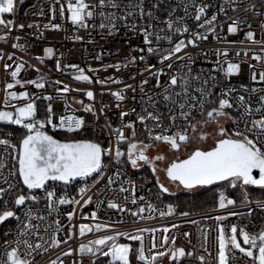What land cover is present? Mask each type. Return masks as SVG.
Instances as JSON below:
<instances>
[{
    "label": "snow or ice",
    "instance_id": "1",
    "mask_svg": "<svg viewBox=\"0 0 264 264\" xmlns=\"http://www.w3.org/2000/svg\"><path fill=\"white\" fill-rule=\"evenodd\" d=\"M59 3V0H56ZM23 3V0H20ZM65 7L70 14L69 19L74 26L88 29L95 28L96 24L89 25L88 21L99 17V29L112 36L117 33L120 27L127 31L137 33L142 37L144 47L134 48L133 52L139 55L126 57L123 62L108 64L106 68H114L117 71L121 67L127 68L135 64L137 60L144 62V53L155 56L161 67L147 65L144 71L154 78L152 94H146L144 85L148 79L140 82L139 91L141 103L146 106L140 113H136L135 120L124 121V117L135 112V108L121 111L119 116L122 121L121 127H112L107 123L105 128L110 129L107 143L96 139H77L86 131V122L83 116L59 115L56 117L58 123L54 122L52 95L37 96L30 95L27 91H13L17 85L24 87L25 84L34 85L37 89L45 88L49 81L43 75L37 79L22 81L18 79L24 63H17L15 70L10 73L12 82H8L4 88L3 107L0 108V122L17 125L26 130L18 143L9 138L11 134L0 136V225L10 220L15 221V227L9 228L3 234V241L0 243V264H36V256L48 253L50 250L59 249L61 245H67L69 241L77 236L85 237L89 233H105L95 239L81 243L78 249L69 248L62 253L68 257L73 252H78L79 260L72 264H157V262L168 257L170 264H180L182 258L192 257L199 264H231L237 260L236 253H240L247 264H264V221L256 231L246 230L248 225L238 229L237 224H232L226 236L225 226L222 221L228 216L251 217L253 212L259 210L264 212V201L252 200L249 196V188L254 187L264 191V86L248 88L241 84L243 92L250 93L247 97L244 94L233 95L237 89L232 86L220 87L221 78L214 73H220L223 80L230 81L231 77L241 74V63H247L249 51L252 48H242L235 52L240 56L243 52L246 58L240 62H232L227 59L229 49L215 47L212 49L216 57L214 65L208 69H200L194 72L193 58L185 52L189 46L198 47L199 42L207 41L209 35L220 43L243 44L244 41H228L226 37L217 33L219 27L223 31V24L218 23V17L223 14L230 23L227 26V33L236 35L247 27L244 32V39L251 45H259V53L253 51L252 60L262 65L257 71L255 64H249L251 81L264 85V0H223L218 11L208 16V11L213 7L211 3H195V0H175V3L166 0H66L60 4L59 12L64 17ZM182 8L183 15L178 14ZM194 9V13L189 9ZM231 11L234 15H228ZM17 13V0H0V28L6 30L0 35V40H5L6 35L13 28L23 29V23H16L14 17ZM52 19L56 18L55 7L52 8ZM161 13H166L162 17ZM5 14L13 18L5 19ZM43 14V13H41ZM191 17L197 22L196 30H190L185 22ZM253 23H257L261 30V39L256 38V32L252 29ZM29 28L33 24L27 25ZM38 27V26H37ZM45 29L60 30L61 25L48 23ZM202 30V31H201ZM177 37H180L177 39ZM19 40V37H16ZM74 40H81L82 37L74 36ZM14 48L23 50V45L13 44ZM183 53V55H180ZM201 54L207 58V52ZM55 56L52 47L44 49L43 56H36L40 64L44 58L51 59ZM63 56V53H61ZM221 57L224 59L221 60ZM0 54V60H3ZM13 56L8 55V60ZM96 59H100L97 55ZM176 61H183L174 69ZM226 65V67H225ZM12 65L5 63L7 71ZM57 71L61 70L60 60L55 61ZM76 71L74 79L88 84L93 83L92 78L85 74V70L76 64L65 65ZM155 69V71H152ZM165 69L168 71L165 72ZM40 71L39 68L36 69ZM96 71V69H89ZM141 76L143 72L138 73ZM161 77H166L163 81ZM135 79V76L131 77ZM54 85H61L62 81L51 82ZM95 83L100 85L122 84L123 81L117 78L108 77L105 80L97 79ZM136 92V86L124 84V87L110 94L117 102L124 101L126 91ZM80 91L63 84L62 87H55L58 94L57 99L65 101V109H70L66 94ZM259 93L258 98L253 101L252 95ZM89 101L95 99L91 90L84 92ZM43 99L47 101L44 115L38 117L36 101ZM136 99L135 95L132 97ZM12 101L23 102L12 103ZM72 103L81 105L85 113H91L94 120L98 122L99 116L92 103L84 104L83 100H72ZM213 105L212 107H208ZM103 106L100 111H104ZM119 108L120 104L117 103ZM151 109V110H149ZM75 111V109H73ZM236 113V115H233ZM201 119L197 120L196 117ZM231 121L232 127L226 128L222 123ZM143 128L145 139H138L136 124ZM215 124V139L213 145L204 149L196 147L191 151L187 145L192 137L189 132H197V125L200 126L197 139L206 141L209 133L202 129L208 124ZM151 125V126H149ZM60 130L65 140L54 138L49 135L47 129ZM105 128L100 129L103 134ZM96 131V129H92ZM128 130V135L125 134ZM114 137V139H112ZM153 142L163 143L177 155L166 168L162 169L170 184L177 188L192 191L198 188L214 186L218 189L216 196V207L220 210H228L226 215L208 217L216 221L218 232V251L213 256L206 247L207 232H203L204 244L201 245L204 254H196L194 251H186L184 247H176V240H171L167 233L168 227H164L159 245L155 236H150L146 246L145 233H156V228H136L134 230H120L117 225L123 224L124 220L101 221L97 212L104 205L108 210H115L120 214L128 213L134 218L133 223L138 220L152 219L153 213L159 211L160 217L174 216L177 208L168 203L166 210H160L147 201L145 196L135 195L136 183L128 177L129 169H139L141 165H149L158 188L157 200H161L165 194L176 195L168 186L160 181L156 175L157 161H163L166 157L157 154L153 157L147 155L148 150L153 147ZM125 145L126 147H122ZM182 146L185 148L183 157L179 155ZM113 170L108 174V169ZM83 182L75 195H69L67 189L74 182ZM89 181H91L89 183ZM101 181H104L101 184ZM100 185V187H96ZM116 187H113V186ZM127 185V186H125ZM62 189L57 194V187ZM93 188L96 191L89 195ZM228 190L241 193L240 204L248 211H236L237 198L228 195ZM106 191L114 194H124L123 202H118L115 197L106 196ZM151 191V190H149ZM105 196L104 199L95 201L96 211L88 216L81 215V220L91 219L92 223H73L76 217L77 207L81 210L93 203V196ZM78 197V198H77ZM41 201L43 206L41 207ZM137 205L135 210L127 207L128 203ZM255 204V208L251 207ZM65 205L73 206L66 213L68 224L61 223L59 218L60 208ZM35 206V207H34ZM215 210V209H214ZM149 215L146 217L144 213ZM55 215V219L53 216ZM181 217H188V211H180ZM198 224L196 220L189 221ZM172 228H179L173 223ZM67 228V231H65ZM203 231V230H201ZM185 238L190 237L189 232H184ZM121 237L131 242H138L134 247L132 243H121ZM191 243V240H188ZM163 249V250H160ZM48 264H64L58 256L51 259Z\"/></svg>",
    "mask_w": 264,
    "mask_h": 264
},
{
    "label": "built area",
    "instance_id": "2",
    "mask_svg": "<svg viewBox=\"0 0 264 264\" xmlns=\"http://www.w3.org/2000/svg\"><path fill=\"white\" fill-rule=\"evenodd\" d=\"M88 2V0H86ZM167 2L175 3V0H166ZM211 3L213 5L212 8L208 11V16H211L213 12L218 11L220 3L223 0H195V3ZM60 4L66 5V0H59V3L56 0H23V3H20V0H17V13L14 17L16 23H23L25 27L21 30L18 28H13L11 32L6 35L5 40H0V54H3L4 59L0 60V108L3 107V98H4V88L6 83L12 82V78L10 73L15 70V66L17 63H24V68L21 69L18 79L22 81L30 80V79H37L38 76L43 75L49 83H46L45 88L37 89L34 85L25 84L24 87H20L17 85L13 91H27L30 95L35 94L37 96H44V95H52L53 100L51 101L53 105V111L55 113L54 122L58 123L56 117L59 115H76V116H83L86 122V131H90L94 138H99L102 142L107 143L109 139L110 129L105 128L107 123H111L112 127H121L122 121L119 116L121 111H127L129 109L135 108V112H131L129 116L124 117V121L127 120H135L136 113H140L142 108L146 105L141 103V96L144 95L140 93L139 86L142 79L147 78L148 84L144 85L145 93L152 94L156 91L153 88L154 78L149 75L148 71H144L147 65H155L156 68L161 67L158 63L157 58L155 56H150L147 53H144L146 60L141 62L137 60L135 64H130L127 68L121 67L119 71L114 68H106L105 66L108 64H116L123 62L126 57H130L131 55H139L137 52H133L132 49L144 47L142 44V37L130 31H127L123 27H120L119 31L112 36L107 35V32H102L99 27V17H96L93 20L88 21L89 25L96 24L97 27L92 28L89 27L88 29L79 28L78 26H74L70 19L69 13L65 7V14L64 17L61 18L59 12ZM55 7L56 18L52 19V8ZM190 12L194 13V9L190 8ZM43 13V14H41ZM178 14L183 15L182 8L178 9ZM162 17L166 16V13H161ZM228 15H234L231 11L228 12ZM9 18H13L9 15ZM57 23L61 25L60 30H53V29H45L44 25L48 23ZM188 25L190 30H196L197 22L194 21L191 17L187 18L185 21ZM218 23L223 24V31L218 27L216 29L217 33L221 36L226 37L228 41H244L243 44L236 43V44H227V43H220L216 39H214L211 35H209V39L207 41H201L198 44V47H191L189 46L185 49V52L190 55L193 60L195 61L192 64V68L194 72H198L200 69L208 70L210 69L214 63L216 57L212 53V49L215 47L221 48H228L229 49V56L227 59L231 60L232 62H240L245 60L246 58L241 52L240 56H236L235 52L242 48H252L254 52L259 53V45L253 46L244 39V32L248 29L247 27L243 28V31L239 32L236 35H231L227 33V26L230 23L227 18L221 14L218 17ZM33 24L32 28H29L27 25ZM38 26V27H37ZM252 29L256 32V38L261 39V30L257 23H253ZM202 31V30H201ZM6 30L0 28V35H4ZM80 36L82 37L81 40H74L72 37ZM16 37L20 39L17 40ZM180 37H177L179 39ZM13 44H20L23 45V50L20 48H14ZM52 47L55 51V56L51 59L45 57L44 63L40 64L36 56H43L44 49ZM207 52V58H205L201 52ZM253 51H249L247 63H241V74L238 76L231 77L230 81L223 80L220 73H214L218 77L221 78L220 87H227L232 86L237 89V94H244L246 97L250 93L243 92L240 88L241 84L246 85L249 89L252 87H261L264 86L262 84H256L251 81V72L249 70V64H255L257 71H259L262 67L260 63L255 60L251 59L253 55ZM63 53V56H61ZM12 55L13 59L8 60V55ZM99 55L100 59H96V56ZM180 55H183L181 53ZM59 59L61 63V70L57 71L55 67V61ZM224 58L221 57V60ZM10 64L12 67L7 69L4 68V64ZM184 63L183 61H176L174 64V69ZM68 64H76L80 68L85 70V74L89 75L93 83L88 84L86 82L76 81L74 76L77 74L74 69L66 68L65 65ZM226 67V65H225ZM39 68L40 71L37 72L36 69ZM96 69V71H89V69ZM155 71V69H152ZM168 70L165 69V72ZM140 72H143L141 76ZM117 78L123 81L122 84H112L108 83L106 85H100L95 83L97 79L105 80L108 77ZM135 76V79L131 77ZM166 77H161L163 81ZM60 80L62 84L57 86L52 84V81ZM63 84L69 85L70 88L79 89L80 91H73L66 94L68 102L71 104L70 109H65V101L57 99L56 97L58 94L55 92V87H62ZM124 84H132L136 86L137 90L133 93L131 90L126 91L125 93V100L117 102L115 98L110 94L112 91L120 90L124 87ZM87 90H91L95 94V99L93 101H89L88 98L84 95V92ZM135 95L136 99L133 100L132 97ZM259 93L252 95L253 101L258 98ZM75 99L76 101L83 100L84 104L92 103L93 107L96 110L97 116H99L98 122L94 120V117L91 113H85L81 105L77 103H72V100ZM12 103H19L22 104L23 102L12 101ZM48 102L44 101L43 99H39L36 101L37 104V113L38 117H42L44 115L45 107ZM119 103L120 107L117 108L116 104ZM104 107V111L101 112L100 109ZM213 105H209L208 107H212ZM75 109V111H73ZM151 110V109H149ZM236 115V113H233ZM200 116H197L196 119L199 120ZM151 126V125H149ZM227 126L230 129L232 127L231 121H227ZM138 137L142 136L145 138V133L143 132L142 126L137 122L136 124ZM21 128L17 125L7 124L5 122H0V136L5 134H11L9 136L10 139L14 143H17V134L16 130ZM50 128V127H49ZM96 129L93 131L92 129ZM105 128L103 134H100V129ZM23 129V128H21ZM51 129V128H50ZM55 132H62L60 130H56ZM191 131L189 135L191 136ZM125 134L128 135V130H125ZM114 139V137H112ZM0 154H2V148H0ZM112 168L109 167L108 174H111ZM128 177L131 178L137 186V190L135 195L137 197L143 195L145 196L147 201H150L160 210H166L165 206L168 203L173 204L177 208V213L174 216H165L160 217L159 211L153 213L152 219H144L138 220L136 223H133L134 218L130 216L127 212L124 214H120L115 210H108L106 206L102 205L101 209L97 212V215L101 221H107L111 219L113 221L122 219L124 220L123 224L117 225L120 230H134L136 228H156L158 231L154 234L152 233H145L144 240L145 245L147 246L149 243L150 236L154 235L157 244L159 245L162 236L164 233L162 229L164 227L169 228V232L167 235L169 236L170 240L175 237L176 240V247H184L186 251H194L196 254H204L203 248L201 245L204 244V236L203 232H207V244L206 247L208 248L209 252L216 255L218 251V242L217 236L218 232L216 230V221L213 219H209L208 217H214L216 215H226L228 210H220L217 207L202 209V210H194L188 211L190 215L188 217H181L179 215V202L177 198L174 196H169L165 194L161 200H157L156 193L158 192V188L155 182V179L151 173V171L146 170L144 168L139 169H129L127 173ZM91 181H89L90 183ZM104 181H101L103 184ZM83 185V182H74L68 189L67 193L71 195H75L78 191V188ZM127 186V185H125ZM97 188L100 185L96 186ZM113 187H116L115 185ZM151 190V191H149ZM57 194L60 195L62 189L58 186ZM96 191V188H93L89 195H92ZM128 195L127 193L124 194H114L110 191H106V196L109 198L115 197L118 202H123V196ZM78 198V197H77ZM105 196H93V203L87 205L82 210L77 207L76 217L73 220V223L79 225L80 223H92L91 219L81 220V215L88 216L92 211H96L95 201L97 199H104ZM252 200H262L264 198H250ZM43 201H41V207L43 206ZM35 207V206H34ZM73 206L65 205L60 208V220L61 223L64 225L68 224L66 213L71 210ZM128 208L135 210L137 205H133L130 202L127 205ZM251 207L255 208V204H252ZM215 209V210H214ZM236 211H244L247 212L248 209L243 207L240 202H237V206L234 209ZM147 217L149 214L147 212L144 213ZM55 215L53 219H55ZM196 220L198 224H192L189 221ZM262 221H264V212H260L256 210L253 212L251 217H237V216H228L226 220L222 221L221 223L225 226V233L226 236L229 233L230 226L232 224H237L238 229L240 227H244L248 225V231H256L258 226L262 225ZM175 223L179 225V228H172L171 225ZM257 226V227H254ZM15 227V221L10 220L5 222V224L0 225V243L3 241V234L9 228ZM203 230V231H201ZM67 231V228H65ZM184 232H189L190 237L185 238L183 236ZM105 233H89L85 237H79L78 232L76 238L69 241L67 245H61L59 249L50 250L48 253H44L43 255L36 256V264H48V261L51 259H56L58 256L64 261V264H72L74 260H79L78 252H73L71 256L64 257L62 253L67 251L69 248L78 249L79 244L87 243L90 239H95L99 235H103ZM191 240V243L188 240ZM120 241H126L133 243L134 247H137L138 242H131L126 240L125 238L121 237ZM163 250V249H160ZM237 260L231 262V264H247V261L242 259L240 253L237 251L236 253ZM206 259H208L206 255ZM85 264H88V260L85 259ZM135 264V262H134ZM157 264H170V261L167 256L160 259ZM180 264H199L197 260L192 257H185L182 258ZM213 264L215 262L213 261Z\"/></svg>",
    "mask_w": 264,
    "mask_h": 264
},
{
    "label": "trees",
    "instance_id": "3",
    "mask_svg": "<svg viewBox=\"0 0 264 264\" xmlns=\"http://www.w3.org/2000/svg\"><path fill=\"white\" fill-rule=\"evenodd\" d=\"M9 17V15H8ZM48 134L54 136L55 138H58L60 140H65L70 137H67L64 135L63 132H55L51 130L50 128L47 129ZM17 143L22 138L23 135L26 134V130L24 129H17ZM77 139H95L94 135L90 131H85V133L81 136L75 137ZM138 139H145L142 136L137 137ZM145 142L147 140L145 139ZM122 147H126L125 145H122ZM250 194L249 196L252 198H263L264 197V191H261L257 188L250 187L249 188ZM218 193V189L214 186H207L203 188L199 192H182L177 193L175 197L177 198L179 202V209L183 211H194V210H202V209H208L211 207L216 206V196ZM228 195L232 198H237V202L239 201V197L241 196V193L239 190L232 191L228 190ZM138 246V245H137Z\"/></svg>",
    "mask_w": 264,
    "mask_h": 264
},
{
    "label": "rangeland",
    "instance_id": "4",
    "mask_svg": "<svg viewBox=\"0 0 264 264\" xmlns=\"http://www.w3.org/2000/svg\"><path fill=\"white\" fill-rule=\"evenodd\" d=\"M8 15L9 14H5V19H8ZM199 119H201V117H199ZM222 123L224 124V126L226 128H228L227 121L222 120ZM202 130L210 134L208 139L206 141H200L199 139H197L198 133H199V131H201L200 126L197 125V132L191 134L192 139H191L190 143L187 145L188 151H191L192 149H194L196 147H202L204 149H208L213 145L214 139L216 138L215 137L216 125L210 123L206 127H204ZM157 154L164 155L166 157V159L163 161H157L156 162L157 163V169H158L156 175L159 176L160 181L162 183H164L166 186H168L171 191H173L177 194V193H182V192H199L203 189V188H198V189H195L192 191H188V190L183 189L182 187L177 188L175 185L170 184L167 177H166L165 172L162 171V169L167 167V165L171 162V160L175 158L177 153H175L173 150H170V148L163 143L153 142V147H151L148 150L147 155H149L150 157H153ZM184 154H185V148H184V146H182L179 155H181V157H183ZM140 168H144L146 170L151 171V167L149 165H143L142 164ZM151 173H152V171H151ZM153 177H154V175H153ZM154 179H155V177H154ZM249 194H250V191H249ZM250 198H252V197H250ZM214 207H216V206H214ZM211 208H213V207H211ZM120 242L121 243H130V242H126V241H120Z\"/></svg>",
    "mask_w": 264,
    "mask_h": 264
},
{
    "label": "water",
    "instance_id": "5",
    "mask_svg": "<svg viewBox=\"0 0 264 264\" xmlns=\"http://www.w3.org/2000/svg\"><path fill=\"white\" fill-rule=\"evenodd\" d=\"M55 138V137H54ZM56 139H58V138H56Z\"/></svg>",
    "mask_w": 264,
    "mask_h": 264
},
{
    "label": "bare ground",
    "instance_id": "6",
    "mask_svg": "<svg viewBox=\"0 0 264 264\" xmlns=\"http://www.w3.org/2000/svg\"><path fill=\"white\" fill-rule=\"evenodd\" d=\"M264 198V197H263Z\"/></svg>",
    "mask_w": 264,
    "mask_h": 264
},
{
    "label": "crops",
    "instance_id": "7",
    "mask_svg": "<svg viewBox=\"0 0 264 264\" xmlns=\"http://www.w3.org/2000/svg\"><path fill=\"white\" fill-rule=\"evenodd\" d=\"M192 134V133H191Z\"/></svg>",
    "mask_w": 264,
    "mask_h": 264
}]
</instances>
